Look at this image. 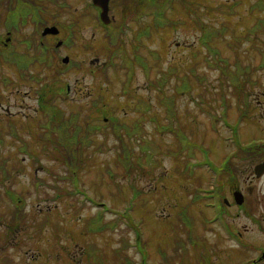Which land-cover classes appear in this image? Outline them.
I'll list each match as a JSON object with an SVG mask.
<instances>
[{
    "label": "rangeland",
    "instance_id": "rangeland-1",
    "mask_svg": "<svg viewBox=\"0 0 264 264\" xmlns=\"http://www.w3.org/2000/svg\"><path fill=\"white\" fill-rule=\"evenodd\" d=\"M67 1L72 5L71 9L60 10L55 4L47 3L53 14H59L57 19L60 22H79V26L75 28V45L59 49L58 63L63 70L66 69L61 58L69 55L71 59L81 63L82 67L62 70L63 73L53 75L52 69L48 72L41 66H35L33 75L42 79L46 76L45 80H40L39 83H25L21 80L11 87L0 81V92L3 95L0 105L9 107L10 112L20 113L19 121L29 124L31 136L28 132L24 133L26 130L21 129L20 132L26 141L36 139L32 145V153L38 154V162L33 163L30 155L20 153L21 167L25 170H37L38 173L34 178L31 174L21 173L17 180L18 185L15 186L19 194L25 192V203L18 210H5V224L15 223V230L11 232V235H14V240L10 241L12 244H7L6 237L3 242L5 249L10 250L14 256L13 264H97L94 259L97 254L105 258L104 264H113L110 258L117 253L123 257L114 264H123L124 257L128 261L127 264H193L195 259L201 260L207 252L213 253L212 243L225 249L227 244H222V240L213 232L209 229L208 232L201 231L205 226L203 217L207 215L202 203L216 201L214 197L219 190L222 201L224 197L235 201L236 191L234 194L230 193V187L235 186L240 171L243 170L246 176L255 166L254 158H244L242 153L237 154L236 149L241 144L249 146L264 138V65L261 63L260 54L252 48V42H240L238 52L242 62L254 67L252 78L243 81L244 89L226 82L217 60L206 61L207 50L199 42L200 34L194 27V18L185 17L190 26L183 25L184 11L176 4L175 9L168 11V15L171 20L178 21L181 25L153 31L150 39L144 38L143 43L146 46L145 54L148 48L161 51V67L165 68L174 62L180 65L181 73L190 71L188 82L175 99L174 115L178 127H183L187 132L186 137L190 139L187 149L181 152L178 148L179 139L169 132L170 129H158L151 124L147 125L146 143L138 145L132 141L133 145H124L125 148L115 140L111 127L96 130L93 137L95 143L85 147L83 152L85 166L79 172L77 189L72 182H69L66 188L60 184L59 179L53 177L65 170L64 163L61 162L62 154L51 143L45 155L40 147L46 142V138H41V115L37 108L42 103L38 93L40 90L36 89L43 87L47 92L45 97L49 101L55 96L51 104L58 105L66 117L70 111H80L82 115L84 110L88 113L85 105L87 102L82 99L93 91L95 98L99 91L107 96L106 105H95L98 106L95 108V123H104V118L111 117L112 112L117 118L124 117L125 111L129 117H133L130 114L131 107H128L133 101L127 99L124 104L126 100L124 102L120 95L123 71H115L111 65L106 73H99L98 70L100 64H108L109 61L105 51L106 42L98 25L99 11L95 8L86 10L92 0ZM194 1L184 0L186 5ZM197 1L202 5L200 8L203 13L199 14L206 23L217 27L223 23L232 24L241 34L260 17L258 12L253 15L249 13L250 6L256 0ZM238 1H241V4L238 5ZM125 4L130 2L110 1V14L114 17L116 25L122 20L120 11L124 9ZM225 4L238 5L235 7L237 14L234 17L225 15L229 14L226 9L221 10L222 14L219 13L221 5ZM147 22L150 20L143 18L141 25L145 27ZM129 25L131 30L128 32V40L132 41L141 25L132 22H129ZM60 30V40H63L64 30ZM125 39L127 40L126 37ZM230 40L231 35L228 33L216 43L223 57L229 58L233 63L234 52L226 44ZM256 42L264 48V32H259ZM207 57L211 58L210 55ZM219 65L222 63L219 62ZM7 68H0V76L15 77L14 72ZM231 72L236 74L233 69ZM176 82L177 77L166 85L168 93L172 92ZM68 85L71 88L70 97L82 101L74 104L63 101L69 94L66 92ZM179 85H182L180 81ZM17 90L20 92L17 93ZM131 90L135 91L139 98L141 96L153 102V105L157 100L156 88L150 89L140 69L136 71ZM245 94H249V101L241 98ZM116 99L125 108L114 109L113 103ZM168 100L169 97L166 101ZM171 101L174 104V99ZM242 113L245 116L239 119ZM164 121L163 125L167 128L170 121ZM122 134L125 135L126 132L122 130ZM7 150H10V147L4 148V152L7 153ZM64 153L66 154L65 150ZM141 156H145L142 163L139 162ZM226 159L229 165L238 169V175L229 177L219 173L218 179L213 177V165L223 164L225 167ZM44 179L50 186L41 183ZM33 182L39 186L34 187ZM55 186L60 187L63 193ZM212 186L218 191L213 192L210 188ZM73 192H77L76 195H72ZM198 195L204 198H199ZM211 195L213 197H210ZM191 201L201 203L192 206L188 216H183L181 222L180 208L186 207L184 204ZM128 209L131 211L127 212ZM13 212L15 215L12 218ZM130 216L134 219L132 221L135 226L129 225ZM189 216L196 218L193 231L195 237L192 238L189 236L192 231ZM95 218L100 222L97 227L99 231L94 233L90 225ZM244 222L248 223L247 220ZM193 241L200 244L193 245ZM89 246L95 247L98 253ZM192 249L198 250L200 255ZM64 250L72 253L84 251L86 254L84 253L82 261L74 262L72 257H65ZM12 251H16L15 254ZM77 256H80L79 253ZM233 263L234 258L210 254L201 264Z\"/></svg>",
    "mask_w": 264,
    "mask_h": 264
},
{
    "label": "flooded vegetation",
    "instance_id": "flooded-vegetation-1",
    "mask_svg": "<svg viewBox=\"0 0 264 264\" xmlns=\"http://www.w3.org/2000/svg\"><path fill=\"white\" fill-rule=\"evenodd\" d=\"M9 12V4L5 0H0V68L4 70L5 67H8L7 69H11L15 74V77L2 75L0 76V81L4 83V81L8 80L9 85L7 86L11 87L15 86V82H20L21 80L25 81V83H34L36 79H38L39 81L45 80L46 76H43L44 79H42L41 77H36L35 75H33V68L35 66H41L44 70L49 72L52 67L34 62V60L39 58L36 53H44L47 57L51 56L52 52H54V55L55 53H59L60 48H56V51H54L53 47H55V45L60 41V34L62 31L60 30L59 34L57 35H45L43 34L45 27H39L37 29L32 21H28V23L25 25L17 22L16 25L12 24L9 26L7 24ZM64 35V38L66 39L65 31ZM63 46L65 47V45ZM63 46L60 47L62 48ZM17 55L23 57L28 56L32 59V61L27 64L26 62L24 63L23 60L22 62L27 65V67H25V65L23 64L22 67H20L17 62L19 59L15 57ZM55 60H57V58H55ZM55 63L56 64L54 66L56 67V70L63 73L65 69L63 70L60 67L58 61H56ZM19 92L20 91L17 90V93ZM66 92L69 94L63 98V101L67 104L78 103L82 100H85L87 102L85 105H87L86 110L88 111V113L84 110V114L82 115V113L79 111V120H83L85 123L89 124L94 131L95 91H93L92 93H87V95H85L82 100L76 99V97H70L71 88L69 85L66 87ZM131 93L133 95V98L131 99V101H133L132 104L145 102L144 97L140 96L139 98L137 95H135L136 92ZM156 93L158 95L163 94L162 91H157ZM42 94L46 96L47 92L42 91ZM121 97L124 98V102L126 100L124 104L127 103V99H130L126 95H121ZM135 97H137L138 99H135ZM1 98H3L2 92H0V103L2 104ZM160 98L161 96H159L157 100H155L154 105H152L153 102L151 104V101H148L150 105H145L143 108H141V106L131 107L133 110L130 114H132L133 117H129V114H127V112L125 111L124 117L117 118L116 116H113L112 112L111 118H116V121L112 120V123H124L125 125H130V127L137 126L140 128L141 138L135 140V138L126 137V143L132 144V141H134L138 144L141 141L145 140L148 124H151L153 126H159L163 124L165 118V107L163 105V101ZM120 103L121 102L119 100L117 101L116 99L113 103V108L118 110L125 108V106ZM0 109V264H13L14 256L10 253V250L5 249V245L3 242L4 237H6L7 244L11 243L10 241L14 240V235H11V232L15 230V223L5 224V210H18L21 208V205L25 203L23 202L25 192L19 194L15 186L16 184L18 185L17 180L21 173H26L28 175L31 174L32 178H34L38 172L37 170L23 169L21 167L19 158L21 152L20 130H26L24 131V133L28 132V134L31 136V132H29L30 128L27 127V125L29 124L21 123L19 121L20 113L10 112L9 107L5 108L0 105ZM37 110L40 111L41 108H37ZM70 112L67 113L69 117ZM114 112L116 113V110H114ZM105 123H107L106 119ZM93 131L91 133H88V135H90L89 140L91 141V145L95 143V139L93 138L95 135L92 134ZM136 135L137 134H135V136ZM23 141L26 142L27 152L32 153L34 151L32 149V145H34L36 139L32 138L30 139V141H26L25 139H23ZM9 147L10 150H7V153L4 152V148ZM48 149L49 148L45 149V152ZM252 152L254 160L256 161L254 168H256L260 164L264 163V138L254 143ZM64 166L67 167V165L65 164ZM254 168L246 176L243 170L240 171L235 186L230 187V193L232 192L234 194V192L237 190L241 191L243 196L240 198V202L223 200L208 201L202 203L203 209L207 212V215L203 217V225L205 226L201 228V231L208 232L207 229H209L215 234L217 238L222 240V244L227 245L225 249H221L217 244L212 243L211 251L213 253L207 252L205 256L201 257V260L193 259V264L204 263L207 256L210 254H221L227 257L234 258L233 264H264V172L262 174H257ZM77 173L78 172L70 171L68 168H66L60 173V176L62 177L60 183L67 188V184L74 180L69 176L71 174L76 175ZM55 176L56 175H54L53 177ZM74 178L78 180L77 177ZM41 182L43 184H46L45 179ZM33 183V186L35 187L36 184L35 182ZM49 184L50 183H47L46 185L50 186ZM210 188L214 191L216 190L214 186ZM210 197L213 196L211 195ZM223 199H225V197ZM200 203L201 202L191 201L184 204V206L186 207L180 208L183 210L181 212V215L184 214L185 210L188 214L192 206L196 204L200 205ZM14 215L15 213L13 212L12 218L14 217ZM191 216H189V226L192 227V231L189 233L190 238L195 237L193 231L195 230L196 223V218H193ZM245 220H247L248 223H245ZM4 227L6 228L5 230ZM194 244L198 245L200 243H196V241H193V245ZM193 245H191V247H193ZM194 251H197V255H200L198 250H193V252ZM15 252L16 251H12L13 254H15ZM77 253H79L80 256H77ZM84 253V251H82L81 253H72L68 250L63 251L65 257H72V260L74 262L82 261ZM35 258L36 257H34L33 260H35Z\"/></svg>",
    "mask_w": 264,
    "mask_h": 264
},
{
    "label": "trees",
    "instance_id": "trees-1",
    "mask_svg": "<svg viewBox=\"0 0 264 264\" xmlns=\"http://www.w3.org/2000/svg\"><path fill=\"white\" fill-rule=\"evenodd\" d=\"M10 7V12L7 18V24L10 26L12 24L16 25L17 22L25 25L28 21H32L36 28L45 26L49 23L57 24L56 21L57 16L51 12L47 5L45 4L46 0H5ZM130 2V4H125L124 9L120 11L122 22L119 25H111L109 27H104L103 29V38L106 42L105 51L108 53V64H110L115 71L122 70L124 73V79L122 81L121 93L128 94L129 98L132 97V93H130V84L134 79V75L138 69L142 70L147 78V82L150 87L156 88L157 90L164 91L166 85L173 81L175 77H177V82L174 83L173 89L177 93H181L182 87L184 88V84H186L190 78V71L182 72L180 65L176 63H169L165 66V68L161 67V59L162 53L158 50H153L148 48L146 54L144 53V48L146 47L143 43V39H150L152 32H158L160 30L166 28H176L181 25L180 22L171 20L169 17V10L175 9V5L178 4L182 10L184 11V21L182 20V24L188 25L187 18H194V27L198 30L199 42L203 48L207 50L205 54L206 61L209 60H217L218 66L222 71V76L225 78L226 82H231L233 85L238 87L239 89H244L245 87L242 85L243 81L252 78L253 74V65L252 64H244L239 55V44L243 40L246 42H252V48L260 54V60L262 65H264V48L260 45H257L256 40L259 32H264V0H256L249 8V13L251 15L258 12L260 17L257 21L246 29L244 34L238 33L235 28H233L232 24L223 23L220 27L217 25H212L210 23H206L204 19L201 17L199 13H203V10L200 8L202 5L196 0L192 3L188 2L186 5L184 0H126ZM50 3L55 4L60 8H70L71 4L68 3L67 0H49ZM237 4H241V1H238ZM237 4H233V6L229 5H221L219 13L221 10L226 9L229 11V14H225L227 16H235ZM14 5V6H13ZM219 8V7H218ZM132 12V13H130ZM197 13V14H196ZM187 17V18H185ZM148 18L150 22H147L146 26L143 27L142 19ZM130 19L131 21L138 23L141 25V29L135 35L132 41L129 40V44L127 40H125L126 30L130 29L126 24V21ZM79 26V22L76 20L72 23L65 24V29L69 33V38L66 41L68 46L73 44V37L76 33L75 28ZM228 33L231 35V40L226 42L229 49L234 52V61L231 63L229 58L223 57L218 45L217 41L220 38H224ZM130 42L132 45H130ZM132 47V48H131ZM38 51V49H37ZM36 51V52H37ZM39 58L34 60V62L45 64L46 66H51L53 69L52 74L58 75L59 73L54 69V52L51 53V56L47 57L44 53L39 54L36 53ZM210 55L211 58L207 56ZM19 59L17 62L22 67V64L26 62L27 64L32 61L28 56H15ZM21 60V61H20ZM24 60V63L22 62ZM219 62L222 65H219ZM233 66L234 68H232ZM27 67V65H25ZM74 67H79L75 65ZM214 67V66H211ZM256 67V66H255ZM108 67H104L100 70V73H106ZM232 69L236 71L234 75L231 71ZM39 83L40 81L36 79ZM179 81L182 85H179ZM44 88L38 89L42 92ZM130 93V94H129ZM54 96V95H53ZM55 97V96H54ZM54 97L50 99L53 100ZM244 97L245 101H249V94H245L241 96ZM103 98V96H100ZM174 96H170L167 102V106L170 107L168 112L173 115L175 114L172 111L171 107L173 106ZM51 100L45 101L43 97L42 102V110H41V119L39 120L40 128H46L43 133V137H48L49 144L55 145L59 152L62 154V161L67 168L71 171L79 172L82 167L85 166V162L83 158V152L85 151V147L91 146V141L89 140L88 133H91L92 127L89 124L84 126L79 122L80 112L79 111H71L70 118H67L65 112L61 110L58 105L51 104ZM241 99L239 100V102ZM166 103V102H165ZM145 105L148 106L145 102H139L138 106L143 108ZM138 107V108H139ZM241 106H239V110ZM244 113L239 116V119L244 117ZM69 117V116H68ZM102 125V124H101ZM95 123V132L97 129L105 128L106 126L103 124L102 126ZM29 127V125H27ZM86 129L85 135H83V130ZM102 130V129H101ZM174 135L179 139V148L181 151L187 149V145L190 143L189 139L184 135V128L179 126V131H176L174 128L171 129ZM22 142H24L22 140ZM125 148V146H124ZM252 145L249 146H239L240 153L242 156L247 159H252ZM66 151V154L64 153ZM239 153V154H240ZM238 172L237 168H233L232 165L228 164L222 169V174H226L229 177H236ZM221 174V175H222ZM231 180V179H230ZM220 196V195H219ZM221 198V197H220ZM99 219L95 218L92 220L90 226H92L93 232L99 231L97 229ZM89 225V224H88ZM97 225V226H95ZM94 228V229H93ZM92 250L93 248L97 251L95 247L89 246ZM98 255V254H97ZM94 256L95 262L97 264H104L105 258L103 256ZM118 253L115 256L110 258L113 260V264L117 263V260L120 259ZM98 259V260H97ZM125 261L123 264H127L128 261L124 257Z\"/></svg>",
    "mask_w": 264,
    "mask_h": 264
},
{
    "label": "water",
    "instance_id": "water-1",
    "mask_svg": "<svg viewBox=\"0 0 264 264\" xmlns=\"http://www.w3.org/2000/svg\"><path fill=\"white\" fill-rule=\"evenodd\" d=\"M93 3L95 6L99 7L101 9L100 18L105 24H109L111 22V19L109 17V3L110 0H93ZM59 30L56 27L46 28L44 30L43 34H58ZM61 43H59L60 45ZM65 63L69 61V58H65L63 60ZM256 170L261 172L264 170V164L256 167ZM241 193L235 192V199L240 202L241 201Z\"/></svg>",
    "mask_w": 264,
    "mask_h": 264
}]
</instances>
